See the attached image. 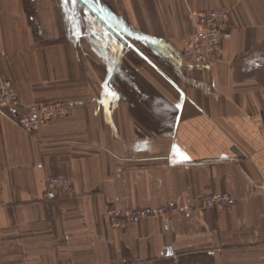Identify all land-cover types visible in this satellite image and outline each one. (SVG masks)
<instances>
[{
  "label": "crops",
  "instance_id": "crops-1",
  "mask_svg": "<svg viewBox=\"0 0 264 264\" xmlns=\"http://www.w3.org/2000/svg\"><path fill=\"white\" fill-rule=\"evenodd\" d=\"M215 8L222 42L189 62L191 14ZM0 78L19 99L0 108V264H264V0H0ZM65 99L68 117L17 123ZM215 192L234 205L199 204Z\"/></svg>",
  "mask_w": 264,
  "mask_h": 264
},
{
  "label": "built area",
  "instance_id": "built-area-1",
  "mask_svg": "<svg viewBox=\"0 0 264 264\" xmlns=\"http://www.w3.org/2000/svg\"><path fill=\"white\" fill-rule=\"evenodd\" d=\"M191 17L193 31L183 45L182 55L192 63H209L228 27L229 12L225 8H215L192 13ZM18 103L14 86L8 80L0 78V108L16 106ZM75 107L76 101L73 99L33 102L24 106L17 123L26 131L36 130L53 119L68 117ZM48 183L58 186L66 194L73 191L69 178L52 177L48 179ZM198 202L203 207H230L235 200L226 193L215 192L201 195ZM178 211L174 202H168L160 206H142L129 210L111 206L107 208L106 214L110 226L125 227L144 218L168 216Z\"/></svg>",
  "mask_w": 264,
  "mask_h": 264
},
{
  "label": "snow or ice",
  "instance_id": "snow-or-ice-1",
  "mask_svg": "<svg viewBox=\"0 0 264 264\" xmlns=\"http://www.w3.org/2000/svg\"><path fill=\"white\" fill-rule=\"evenodd\" d=\"M73 2H74V0H73ZM176 107H177V108H179V107H180V105H179V104H177V105H176ZM173 150H174V151H176V149H175V148H174Z\"/></svg>",
  "mask_w": 264,
  "mask_h": 264
},
{
  "label": "water",
  "instance_id": "water-1",
  "mask_svg": "<svg viewBox=\"0 0 264 264\" xmlns=\"http://www.w3.org/2000/svg\"><path fill=\"white\" fill-rule=\"evenodd\" d=\"M171 253V251L169 250V254Z\"/></svg>",
  "mask_w": 264,
  "mask_h": 264
},
{
  "label": "rangeland",
  "instance_id": "rangeland-1",
  "mask_svg": "<svg viewBox=\"0 0 264 264\" xmlns=\"http://www.w3.org/2000/svg\"><path fill=\"white\" fill-rule=\"evenodd\" d=\"M72 100V99H71Z\"/></svg>",
  "mask_w": 264,
  "mask_h": 264
}]
</instances>
